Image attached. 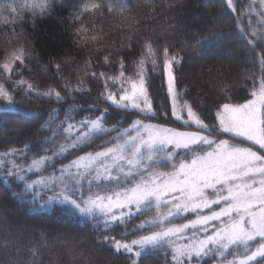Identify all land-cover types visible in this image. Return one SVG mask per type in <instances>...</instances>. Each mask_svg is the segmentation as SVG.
<instances>
[{"label": "snow or ice", "instance_id": "snow-or-ice-1", "mask_svg": "<svg viewBox=\"0 0 264 264\" xmlns=\"http://www.w3.org/2000/svg\"><path fill=\"white\" fill-rule=\"evenodd\" d=\"M224 3L232 13L237 12L234 0ZM260 4L264 5V0ZM56 6L57 0H21L19 4L6 0L0 4V12L7 11L8 16L0 23L21 22L25 11L34 23L36 17L50 15ZM126 7V0H86L72 22L87 12L105 8L123 11ZM244 14L241 10L240 15ZM134 26H138L136 22L130 27ZM81 31L87 29L83 25L77 28V37ZM240 31L264 72V51H254L257 41L264 42V32ZM223 36L210 28L209 35L193 33V39L185 40V44L200 52ZM97 39L91 37L92 41ZM74 43L83 47L78 40ZM31 55L20 46L6 52L0 63V75L5 76L0 81V102L9 108L16 104L14 93L19 91L24 92L25 99L35 96L56 103L64 102L67 95L90 93L84 80L72 85L59 63L54 67L65 80L62 90L53 86L40 90L22 76L21 69L27 67ZM104 60L110 62L108 56ZM159 60V50L146 39L131 74L126 75L123 58L118 73L85 72V76L103 81L104 90L97 102L107 107L91 105L90 111L100 115L75 121L66 114L59 123V110L53 109L40 128L47 133L43 154H34L24 163L31 145L0 152V182L7 185L10 179L19 181L20 190L12 195L32 205L38 203L40 193L51 192L40 207L56 203L65 207L69 217L92 222L98 232L97 243L125 254L130 264H142L144 257L156 252L164 256L166 264H264V75L253 78L250 98L244 103L218 105L214 113L218 123L209 124L202 110L184 99L186 92L177 89L175 66L183 58L171 53L168 46L163 48L162 68L171 106L162 113L157 110L148 72L149 65L153 72L160 67ZM85 65L91 66V61ZM42 70L46 72L47 65ZM12 75L21 79L10 89L7 81ZM109 109L131 114L128 127L120 120L109 127L105 119ZM161 116L181 121L186 130L154 122ZM223 134L228 138H217ZM101 136L110 139L99 145V150L81 152L56 166L57 160L89 147ZM134 218L140 222L128 230ZM119 226L126 229L120 239L107 234ZM129 235L135 238L129 240Z\"/></svg>", "mask_w": 264, "mask_h": 264}, {"label": "trees", "instance_id": "trees-1", "mask_svg": "<svg viewBox=\"0 0 264 264\" xmlns=\"http://www.w3.org/2000/svg\"><path fill=\"white\" fill-rule=\"evenodd\" d=\"M5 2L0 0V4ZM84 2L86 0H57L55 11L43 18L36 17L34 23L27 11L21 22L14 25L0 23V63L6 52L23 46L32 55L26 60L27 67L21 69L22 76L35 83L40 90L48 86L62 90L65 80L56 74L54 65L57 63L61 64L63 76L72 85L84 80L85 87L91 89L90 93L67 95L62 103L35 96L25 99L23 91L14 93L16 104L11 108L0 102V152L31 145L32 150L22 161L24 163L30 161L34 154H43L41 149L47 133H42L40 128L53 109L59 110L57 123L64 120L66 114L75 121L89 115H100L99 111H90V106L95 105L97 109L107 107L106 103L97 102L104 90L103 81L84 73H118L119 61L123 58L126 75L131 74L146 39H150L159 50L160 67L153 72L149 65L148 75L154 106L161 113L164 109L170 110L171 106L162 68L165 46L171 53L183 58L182 63L175 66L177 89L186 92L184 99L198 106L209 124H217L214 113L218 105L225 102L244 103L250 98L253 78L264 75L257 56L250 54V46L240 31L243 28L247 34L253 30L264 32V16L260 15L264 10L260 0H234L236 13L226 8L224 0H126L127 7L123 11L116 9L109 12L105 8L103 11L87 12L73 23L74 13ZM19 3L21 0H15V4ZM250 5L251 15L248 16L244 10H249ZM241 10L244 15H240ZM5 16H8L7 11L0 12V20ZM134 22L138 26L130 27ZM81 25L87 31H81L77 37L76 29ZM210 28L222 32L223 39L200 52L185 44V40L193 39V33H200L201 37L209 35ZM92 36H97V41H92ZM74 40H78L83 47ZM129 41L131 47H128ZM221 45L224 50H217ZM254 51H264V42L257 41ZM225 52L231 53V60L224 59ZM106 56L109 63H105ZM66 60L69 62L65 63ZM89 60L91 66H86L85 62ZM45 65L46 72L42 70ZM16 66L19 67V64ZM4 78L0 75V81ZM19 79L21 76L12 75L7 86L11 89ZM130 115L109 109L105 119L109 127L117 124L118 120L123 127H128ZM154 122L186 130L182 122L174 118L161 116ZM217 138L228 136L223 134ZM109 139L108 136H101L89 147L57 160L56 166L68 163L81 152L99 150L98 146ZM30 178L36 177L30 175ZM20 187L15 179H10L7 185L0 182V264H130L125 254L97 243L98 232L92 222L69 217L65 207L56 203L40 207L51 192L40 193L38 203L32 205L14 198L12 193L19 191ZM145 215L151 216L152 213ZM140 219L134 218L127 229L131 230ZM125 230L124 226H119L107 234L120 239ZM133 238V235L127 237L129 240ZM142 264L166 262L164 256L156 252L144 257ZM209 264L212 262L209 261Z\"/></svg>", "mask_w": 264, "mask_h": 264}, {"label": "rangeland", "instance_id": "rangeland-1", "mask_svg": "<svg viewBox=\"0 0 264 264\" xmlns=\"http://www.w3.org/2000/svg\"><path fill=\"white\" fill-rule=\"evenodd\" d=\"M261 8L264 10V5H262L261 6ZM245 12H247L246 14L248 15V16H250L251 14V12L247 9V10H244ZM248 21V20H247ZM220 48H218L217 50H219V51H223L224 50V47H223V45H221V46H219ZM194 50V49H193ZM224 55V59H229V60H231L230 58H231V53L230 52H225V54H223ZM222 55V56H223ZM165 79H166V77H165ZM167 86V85H166ZM216 123H218L217 121H216ZM11 226H12V224H11Z\"/></svg>", "mask_w": 264, "mask_h": 264}]
</instances>
